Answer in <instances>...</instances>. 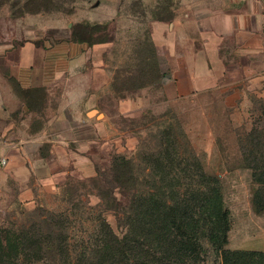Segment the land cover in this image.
Wrapping results in <instances>:
<instances>
[{
  "label": "crops",
  "instance_id": "crops-1",
  "mask_svg": "<svg viewBox=\"0 0 264 264\" xmlns=\"http://www.w3.org/2000/svg\"><path fill=\"white\" fill-rule=\"evenodd\" d=\"M183 3L172 20L153 22L158 76L146 85L137 80L130 95L114 87L106 59L111 43L40 34L0 45V162H7L0 163V192L15 189L19 202L37 206L46 195L57 197L69 175L95 177L98 152L129 150L122 121L143 112L144 101L219 94L242 101L264 88V0ZM102 101L112 102L113 111Z\"/></svg>",
  "mask_w": 264,
  "mask_h": 264
},
{
  "label": "rangeland",
  "instance_id": "rangeland-1",
  "mask_svg": "<svg viewBox=\"0 0 264 264\" xmlns=\"http://www.w3.org/2000/svg\"><path fill=\"white\" fill-rule=\"evenodd\" d=\"M183 2L59 0L56 7L48 12L27 13L21 18L14 17L15 11L10 4L0 8V45L13 42L17 45L40 34L57 41L69 37L73 26L78 23L108 24L115 41L110 44L107 66L111 74L116 73L114 87L117 92L125 91L130 95L136 89L137 80L144 85L153 81L151 69H148L149 73L140 74L141 59L145 63L152 57L153 22L172 20L177 12L184 11ZM155 88L149 89V96L156 92ZM261 88L242 101H229L221 94L175 103H168L160 97L154 103L144 101L143 112L138 111L122 121L129 130V150L124 155L135 165V174L141 178L140 189L143 192L155 191L152 179L160 181L165 178L163 190L168 192L169 202L174 203L173 198L178 197L169 193L172 187H176L177 190L181 188L180 198H185L192 205L193 194L205 196L210 194L208 188L216 186L220 189L230 220L226 246L230 251L264 252V88ZM111 104L101 102L103 107ZM130 104L136 107L135 102ZM176 147L181 151L180 157L188 159L190 167L185 161L181 167L171 162ZM148 155L153 156L151 166L146 163ZM95 159L99 170L95 176L99 175L102 190L109 192L110 204L116 197L122 212L129 211V195L121 193L111 183L114 157H103L98 152ZM183 168L187 171H182ZM192 178L194 185L190 183ZM105 179L109 182L107 185ZM210 179H214L211 184L208 183ZM177 181H182V184L176 185ZM183 181L190 184H183ZM84 182L87 185L85 189ZM67 191L70 195L65 196ZM81 191L97 192L78 173L69 175L57 197L46 195L42 205L37 206H42L47 213H78V222L82 223L79 226H84V232H91L98 224L99 216H104L115 233L122 236L125 229L107 203L102 205L97 196L83 198L85 203H82L76 197ZM15 192V189L0 192V230L5 233L31 224L33 211L37 208L36 205L19 202ZM74 198L75 201L72 200ZM207 236L201 238L205 246L201 264H219L220 258Z\"/></svg>",
  "mask_w": 264,
  "mask_h": 264
},
{
  "label": "trees",
  "instance_id": "trees-1",
  "mask_svg": "<svg viewBox=\"0 0 264 264\" xmlns=\"http://www.w3.org/2000/svg\"><path fill=\"white\" fill-rule=\"evenodd\" d=\"M57 1L0 0V8L11 4L14 17L21 18L27 13L48 12L56 7ZM69 41L94 46L113 43L115 37L108 24L78 23L73 26ZM36 44L39 45L38 42ZM151 58L145 63L141 59L140 74L149 73L151 69L153 81H156L158 72ZM180 155L181 151L176 147L171 162L181 167L185 161L190 167L188 159ZM113 157L111 183L121 193L129 195V211L122 212L116 197L110 204L109 192L102 190L99 175L85 179L97 190L96 194L81 191L76 197L85 203L83 198L97 196L102 205L107 203L125 229L122 236L115 233L104 216H99L101 218L91 232H84V226H79L82 223L78 222V213H47L42 206H37L31 224H25L24 228L14 232L0 230V264H201L205 251L201 238L206 234L220 258L219 264H264V252L226 249L230 220L218 187L208 188L210 194L205 196L193 194L192 205L185 198H180L181 188L172 187L169 193L178 197L170 203L168 192L163 190L165 178L160 181L152 179L155 191L143 192L140 189L141 178L136 176L133 162L124 154ZM148 160L147 166L154 163L153 156ZM182 171H187V168ZM211 180L214 179L208 183ZM104 181L105 185L109 183L106 179ZM191 182L195 184L193 178ZM190 183L183 181V184ZM181 184L182 181L176 182L178 186ZM86 187L84 182L83 189ZM68 195L67 191L65 196ZM72 217H75L74 222L70 224Z\"/></svg>",
  "mask_w": 264,
  "mask_h": 264
},
{
  "label": "built area",
  "instance_id": "built-area-1",
  "mask_svg": "<svg viewBox=\"0 0 264 264\" xmlns=\"http://www.w3.org/2000/svg\"><path fill=\"white\" fill-rule=\"evenodd\" d=\"M237 1H239V0H237ZM0 163H1V165H6L7 162L5 159H2Z\"/></svg>",
  "mask_w": 264,
  "mask_h": 264
}]
</instances>
